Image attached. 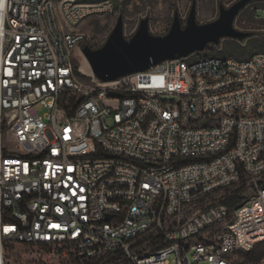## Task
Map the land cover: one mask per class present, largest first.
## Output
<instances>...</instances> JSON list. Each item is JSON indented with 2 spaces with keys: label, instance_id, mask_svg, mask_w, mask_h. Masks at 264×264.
<instances>
[{
  "label": "built area",
  "instance_id": "built-area-1",
  "mask_svg": "<svg viewBox=\"0 0 264 264\" xmlns=\"http://www.w3.org/2000/svg\"><path fill=\"white\" fill-rule=\"evenodd\" d=\"M116 1L0 0V264L13 246L37 264H235L264 242V52L83 85L76 27Z\"/></svg>",
  "mask_w": 264,
  "mask_h": 264
},
{
  "label": "rangeland",
  "instance_id": "rangeland-1",
  "mask_svg": "<svg viewBox=\"0 0 264 264\" xmlns=\"http://www.w3.org/2000/svg\"><path fill=\"white\" fill-rule=\"evenodd\" d=\"M239 0H117L110 13L90 15L85 17L76 27V31L83 36L75 53L73 65L77 71L76 78L83 85L91 84V71L82 56L81 49L89 47L98 50L104 46L110 36L119 16L123 18V36L130 39L137 31L139 23L148 19V31L152 36H163L168 33L174 13L177 12L181 26L185 25L192 4L196 7V23L204 25L214 22L219 17L220 8L228 9ZM264 0H251L240 10L233 21V28L237 31L249 34L244 40L223 38L217 45L209 44L204 51L194 56V60L208 57H232L246 59L256 53L264 52ZM84 59L86 66L82 64ZM41 115L48 112L47 109L36 107ZM246 201L251 192L246 190L240 195ZM146 250H151L146 248ZM254 256H260L261 260L254 261L250 254H240L235 259V264H264V243L257 245L252 251ZM26 254V255H25ZM33 255L29 251L18 246L10 248L7 256L8 264H37L32 260ZM95 264H129L119 258H106Z\"/></svg>",
  "mask_w": 264,
  "mask_h": 264
},
{
  "label": "water",
  "instance_id": "water-1",
  "mask_svg": "<svg viewBox=\"0 0 264 264\" xmlns=\"http://www.w3.org/2000/svg\"><path fill=\"white\" fill-rule=\"evenodd\" d=\"M251 0H239L230 8H220L216 21L198 25L196 7L193 3L181 26L178 13L167 34L152 36L148 31V19L140 21L136 33L130 38L123 36V18L117 22L103 47L81 49L91 73L100 82H112L123 76L144 72L164 61L179 60L193 53L202 52L209 44L217 45L223 38L244 40L248 33L233 28V21Z\"/></svg>",
  "mask_w": 264,
  "mask_h": 264
},
{
  "label": "trees",
  "instance_id": "trees-1",
  "mask_svg": "<svg viewBox=\"0 0 264 264\" xmlns=\"http://www.w3.org/2000/svg\"><path fill=\"white\" fill-rule=\"evenodd\" d=\"M204 51V50H203ZM202 51V52H203ZM264 51V50H263ZM200 54V53H199ZM252 56V55H251ZM249 58V57H248ZM247 59V58H246ZM238 60H244V59H238ZM76 74H77V71H76ZM75 105H76V103L74 102V101H72L71 102V104H70V106H72V107H75ZM263 185H264V183H263ZM242 191L243 190H240V191H238L237 192V194H235L233 197H230V198H227L228 200H226L225 201V204L226 205H228L229 207H235L238 203H240L241 202V198L239 197L240 196V194L242 193ZM264 243V242H263ZM261 244V243H260ZM259 245V244H258ZM257 247V245L251 250V251H249L248 253H246V255L247 254H250L251 256H254L253 255V250L255 249ZM253 260L254 261H259V260H261V257L260 256H254L253 257Z\"/></svg>",
  "mask_w": 264,
  "mask_h": 264
},
{
  "label": "bare ground",
  "instance_id": "bare-ground-1",
  "mask_svg": "<svg viewBox=\"0 0 264 264\" xmlns=\"http://www.w3.org/2000/svg\"><path fill=\"white\" fill-rule=\"evenodd\" d=\"M81 61H82V64H84L86 66V63H85L84 59H82Z\"/></svg>",
  "mask_w": 264,
  "mask_h": 264
},
{
  "label": "snow or ice",
  "instance_id": "snow-or-ice-1",
  "mask_svg": "<svg viewBox=\"0 0 264 264\" xmlns=\"http://www.w3.org/2000/svg\"><path fill=\"white\" fill-rule=\"evenodd\" d=\"M11 75V74H10ZM70 171H71V169H70ZM74 195H75V193H73Z\"/></svg>",
  "mask_w": 264,
  "mask_h": 264
}]
</instances>
